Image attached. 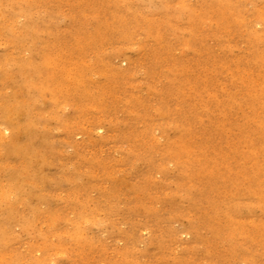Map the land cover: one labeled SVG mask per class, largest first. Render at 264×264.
Wrapping results in <instances>:
<instances>
[{
  "label": "rangeland",
  "instance_id": "obj_1",
  "mask_svg": "<svg viewBox=\"0 0 264 264\" xmlns=\"http://www.w3.org/2000/svg\"><path fill=\"white\" fill-rule=\"evenodd\" d=\"M0 264H264V0H0Z\"/></svg>",
  "mask_w": 264,
  "mask_h": 264
}]
</instances>
